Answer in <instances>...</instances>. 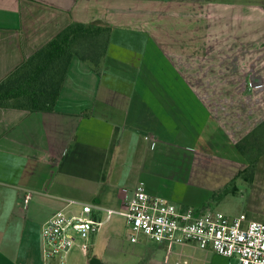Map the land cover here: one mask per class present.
I'll return each instance as SVG.
<instances>
[{
	"label": "crops",
	"instance_id": "0c3cea01",
	"mask_svg": "<svg viewBox=\"0 0 264 264\" xmlns=\"http://www.w3.org/2000/svg\"><path fill=\"white\" fill-rule=\"evenodd\" d=\"M72 23L109 28L97 70L74 57L52 111L0 107V264H58L41 226L68 201L120 210V189L140 184L168 201L184 184L219 191L248 165L236 144L264 122V0H0V80ZM105 232L86 264H230L149 238L121 261Z\"/></svg>",
	"mask_w": 264,
	"mask_h": 264
},
{
	"label": "built area",
	"instance_id": "2783aa9c",
	"mask_svg": "<svg viewBox=\"0 0 264 264\" xmlns=\"http://www.w3.org/2000/svg\"><path fill=\"white\" fill-rule=\"evenodd\" d=\"M120 192L124 199L120 210L68 201L65 208L48 218L41 226L44 258L67 264V255L74 246L87 257L89 238L113 213H119L125 219L131 243H137L142 236L174 244L190 242L218 255L234 257L237 264H264V222L248 220L243 214L231 218L221 211L179 209L165 198L147 193L141 184L133 190L121 188ZM29 199L28 192L25 205ZM72 204L76 208L67 210ZM100 213L105 218H100Z\"/></svg>",
	"mask_w": 264,
	"mask_h": 264
},
{
	"label": "trees",
	"instance_id": "16d2710c",
	"mask_svg": "<svg viewBox=\"0 0 264 264\" xmlns=\"http://www.w3.org/2000/svg\"><path fill=\"white\" fill-rule=\"evenodd\" d=\"M108 40L109 28L103 25H68L0 80V107L52 111L72 59L77 57L97 70ZM236 147L247 164L250 154L261 156L264 153V122ZM88 261V264H105L94 256H89Z\"/></svg>",
	"mask_w": 264,
	"mask_h": 264
},
{
	"label": "rangeland",
	"instance_id": "374dc122",
	"mask_svg": "<svg viewBox=\"0 0 264 264\" xmlns=\"http://www.w3.org/2000/svg\"><path fill=\"white\" fill-rule=\"evenodd\" d=\"M248 161L249 164L242 175L232 179L233 181L228 182L226 185L222 184L223 186H220L221 189L219 191L208 190L205 183L184 184V188L174 198L169 199V202L176 205H188L200 211H221L231 218L243 214L248 220L264 222V153L259 157L252 153L248 156ZM206 169L211 170L210 176L212 179H210V184L212 186L215 185L213 188H216L220 184H213L216 183L213 180H217V170L219 168L212 166ZM101 217L105 218V214L103 213ZM101 230L103 232L106 231L107 240L112 241L109 246L121 251L117 254L122 256L121 258L117 256L119 260L125 261L132 255L131 249L133 245L129 240V232L123 216L119 213H113L103 223ZM141 238H144L143 240L148 239L144 236ZM148 242L153 247H159L160 244L153 239L148 240ZM109 246L106 241L100 247L103 251H106ZM67 256V264H69V258L78 264H86L87 257L82 256L79 251L73 250ZM146 258L147 256L144 257V260ZM119 260L116 259V263H122ZM229 260L230 264H236V258L232 257Z\"/></svg>",
	"mask_w": 264,
	"mask_h": 264
}]
</instances>
